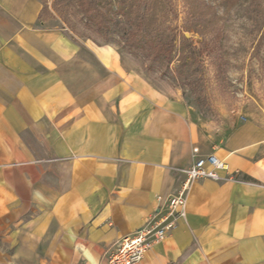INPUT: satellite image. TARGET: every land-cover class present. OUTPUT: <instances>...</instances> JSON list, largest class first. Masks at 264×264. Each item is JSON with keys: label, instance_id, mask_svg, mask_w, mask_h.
I'll return each instance as SVG.
<instances>
[{"label": "crops", "instance_id": "1", "mask_svg": "<svg viewBox=\"0 0 264 264\" xmlns=\"http://www.w3.org/2000/svg\"><path fill=\"white\" fill-rule=\"evenodd\" d=\"M41 8L0 0V264H103L164 212L194 147L236 180L193 181L139 264H264V126L201 122L113 46L37 25Z\"/></svg>", "mask_w": 264, "mask_h": 264}, {"label": "rangeland", "instance_id": "2", "mask_svg": "<svg viewBox=\"0 0 264 264\" xmlns=\"http://www.w3.org/2000/svg\"><path fill=\"white\" fill-rule=\"evenodd\" d=\"M130 1L132 16L138 14L145 24L134 38L123 15H113L109 28L101 31L74 0L56 5L40 0L47 8L39 25L60 28L92 47L113 46L125 71L147 83L181 90L201 122L235 119L264 126V0ZM122 4L117 0L113 9ZM170 38V59L154 58L152 46ZM126 40L134 42L132 47Z\"/></svg>", "mask_w": 264, "mask_h": 264}, {"label": "built area", "instance_id": "3", "mask_svg": "<svg viewBox=\"0 0 264 264\" xmlns=\"http://www.w3.org/2000/svg\"><path fill=\"white\" fill-rule=\"evenodd\" d=\"M193 162L179 171L184 174L178 190L166 198L165 210L160 215H152L146 224L122 237L107 254L103 264H139L145 253L156 243L164 240L179 219L186 217V202L190 184L199 179L236 180L235 174L222 177L226 170L223 159L214 154L199 155L197 147L192 148ZM161 200V196H157Z\"/></svg>", "mask_w": 264, "mask_h": 264}, {"label": "trees", "instance_id": "4", "mask_svg": "<svg viewBox=\"0 0 264 264\" xmlns=\"http://www.w3.org/2000/svg\"><path fill=\"white\" fill-rule=\"evenodd\" d=\"M60 1L65 3L70 0ZM74 2L78 6L79 11L86 18V20L101 31L107 30L109 28V22L113 20V15L115 14L123 15L125 20L130 23L131 30L128 32V35L131 36V38L136 37V35L142 30L143 26L145 25L144 20L140 18L138 14L134 17L132 16V2L130 0H122L123 4L120 7L117 6L115 10L113 9V5L116 4L117 0H74ZM103 2H106L108 6H106L105 8H101L100 4ZM58 3L59 0H53L54 5ZM46 8V4H42V8L38 16L37 25L41 23V16ZM148 24H152V22H149ZM182 37L184 41H188V38H186L184 35ZM126 41L127 45L129 47H132L134 42H130V40ZM152 48V56L154 58L163 56L166 59H170L171 54L174 50V39L170 38L166 41L154 44Z\"/></svg>", "mask_w": 264, "mask_h": 264}]
</instances>
